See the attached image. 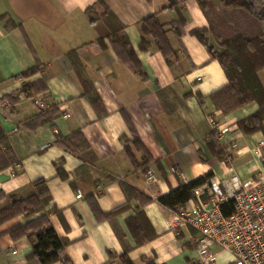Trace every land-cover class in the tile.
<instances>
[{
  "label": "crops",
  "instance_id": "crops-1",
  "mask_svg": "<svg viewBox=\"0 0 264 264\" xmlns=\"http://www.w3.org/2000/svg\"><path fill=\"white\" fill-rule=\"evenodd\" d=\"M97 1L122 24L137 62L122 60L123 47L100 38L97 24L90 23L85 10ZM167 5L166 0H0V101L9 100L0 107V128L16 158L0 172L9 176L0 182L5 197L0 206L11 196H31L38 180L45 181L50 196L41 212L0 223V264H40L28 259V238H12L9 230L41 214L67 241L70 264H200L196 231L174 227V210L157 199L208 173L226 180L233 172L246 180L262 169L254 150L264 154L263 132L246 134L237 125L259 110L258 103L228 114L214 107L207 96L227 78L191 34L206 28L207 19L197 0H178L179 11ZM179 14L181 33L173 28ZM150 15L163 25L175 51L170 63L151 37H145L149 48L140 49L139 24ZM257 77L264 89V68ZM38 81L45 90H31L30 97L21 91L26 82ZM212 120L229 128L222 141L234 143L226 150L219 140L224 158L229 156L225 165L208 145ZM211 249L213 264L231 260L217 246Z\"/></svg>",
  "mask_w": 264,
  "mask_h": 264
},
{
  "label": "trees",
  "instance_id": "trees-1",
  "mask_svg": "<svg viewBox=\"0 0 264 264\" xmlns=\"http://www.w3.org/2000/svg\"><path fill=\"white\" fill-rule=\"evenodd\" d=\"M167 9H178V0H166ZM220 8L207 0H197L200 9L207 19L206 28H195L191 30L194 35L207 49L208 53L220 64L227 78V84L210 93L207 97L217 110L228 114L239 107L250 102H256L259 110L250 116L237 122L238 128L244 133H252L261 130L264 134V89L257 77V71L264 68V0H219ZM102 7L103 12L97 11ZM91 24H97L100 38H110L114 45H121L123 51L120 57L124 61L137 62L135 54L124 33L122 24L116 16L106 7L102 1H97L93 6L85 10ZM184 23L179 14L173 28L181 29ZM142 38L140 49L147 50L150 43L145 37H151L153 42L166 60L170 63L175 57V51L171 48L166 30L163 28L156 16L150 15L144 18L140 24ZM210 32L222 51L211 46L208 42L207 33ZM181 33V32H180ZM137 66V65H135ZM38 66L24 71L20 76L26 77L38 70ZM45 85L38 82H26L21 91L30 97V92L45 90ZM201 99V97L198 95ZM12 103L17 98L9 96ZM37 117H41L40 114ZM47 121L44 118L40 121ZM208 145L220 159L224 153L219 146L217 133L214 131L209 136ZM62 142L61 140H59ZM16 164V158L10 148L4 131L0 128V172ZM212 174H205L186 185L171 190L168 194L159 197L158 203L174 210L177 206L184 204L190 197L192 189L203 183ZM0 192V198L4 197ZM50 196L45 181L38 180L34 183V193L28 198H17L11 196L9 203L0 206V223L9 221L16 216H31L41 212L49 203ZM224 214L231 212V203L223 204ZM12 238L27 237L31 244V253L28 259H37L40 264H51L60 261L62 264H70L64 252L66 240L60 238L46 214H41L25 225L16 224L9 230Z\"/></svg>",
  "mask_w": 264,
  "mask_h": 264
},
{
  "label": "built area",
  "instance_id": "built-area-1",
  "mask_svg": "<svg viewBox=\"0 0 264 264\" xmlns=\"http://www.w3.org/2000/svg\"><path fill=\"white\" fill-rule=\"evenodd\" d=\"M35 102L43 107L41 102ZM7 103L1 100L0 107ZM211 125L224 149H233L232 139L222 141L229 128L216 126L213 120ZM254 154L261 160L262 169L251 177L241 180L233 172L226 180L211 176L192 189V199L174 209L172 225L189 226L196 231L193 243L200 264H213L212 246L230 254L227 264H264V154L258 149ZM222 163H229V156ZM8 171L12 174V168ZM229 203L231 212L224 214L222 206ZM15 253L14 249L9 250L5 256Z\"/></svg>",
  "mask_w": 264,
  "mask_h": 264
},
{
  "label": "rangeland",
  "instance_id": "rangeland-1",
  "mask_svg": "<svg viewBox=\"0 0 264 264\" xmlns=\"http://www.w3.org/2000/svg\"><path fill=\"white\" fill-rule=\"evenodd\" d=\"M207 1L211 2L212 4H214L215 8H220L221 5H222L219 0H207ZM97 11H99V13L100 12L102 13L103 12L102 7H98ZM207 37H208L209 44L212 45L213 47H215L217 49V51H222L223 50V47L218 45V43L216 42L214 36L210 32L207 34ZM7 101L9 102V100H7ZM0 192H2V189H0ZM3 199H5V197H1L0 198L1 201Z\"/></svg>",
  "mask_w": 264,
  "mask_h": 264
},
{
  "label": "water",
  "instance_id": "water-1",
  "mask_svg": "<svg viewBox=\"0 0 264 264\" xmlns=\"http://www.w3.org/2000/svg\"><path fill=\"white\" fill-rule=\"evenodd\" d=\"M8 178H9L8 175H5V174H3V173H0V182H3V181H5V180H7Z\"/></svg>",
  "mask_w": 264,
  "mask_h": 264
}]
</instances>
